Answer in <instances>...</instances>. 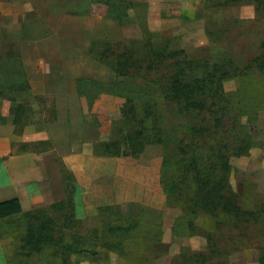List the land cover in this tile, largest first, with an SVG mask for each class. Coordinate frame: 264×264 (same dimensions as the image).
Segmentation results:
<instances>
[{"label": "rangeland", "instance_id": "rangeland-1", "mask_svg": "<svg viewBox=\"0 0 264 264\" xmlns=\"http://www.w3.org/2000/svg\"><path fill=\"white\" fill-rule=\"evenodd\" d=\"M25 1L30 6L35 3V0H0V127L3 138L7 137L3 143L19 155L50 150L48 141L36 138L56 123L58 103L62 119L60 128L54 127L53 133L67 138V148L73 143L77 146L75 153L64 158L53 155L66 188L65 198L61 201L67 198L66 191L71 189L72 202L66 200L56 209L50 205L37 209L41 208L44 216L57 226L66 227L68 236L87 239H92L96 232L102 237L109 226L120 221L143 219L141 227L133 233L134 238L123 242L122 256L107 252L93 240L86 242L90 253L72 256L71 262L183 264L179 256L186 249L203 252L208 257L211 252H216V258L228 264H258L260 250L264 248V215L256 222L230 227L218 226L215 218L200 214L196 219V235H174L172 224L179 211L173 205L163 207L161 195L152 199V194H147L150 195L149 202L130 204L133 201L131 193H138V188L148 187L157 180L162 169V148L150 146L136 159H108L102 151L94 153L96 144L117 140L126 130L124 124L115 122L123 102L120 97L131 96L138 102L144 90L136 86L139 83L136 78L115 77L87 48L91 38L102 28L107 33L106 39L111 36L138 39L142 33L138 25L115 32L112 22L99 21L101 15L98 12L86 20L65 11L51 13L44 6L41 9L26 7ZM135 1L146 6L143 10L136 9L134 16L145 12L148 29L157 33L160 39H169L172 47L183 49L191 58L221 62L232 58L239 65H245L258 54L259 44L264 40V11H257L249 2L221 7L214 5L217 0ZM22 52L32 72L29 75L23 69ZM48 66L50 70H46ZM77 80L80 83H76ZM229 84L253 87L262 93L264 77L252 75L240 78V81L234 79ZM42 87H45L43 92ZM158 103V115L165 130V153L169 159L178 149L177 136L187 125V119H180ZM249 108L243 122L254 146L248 156L231 158L230 183L244 209L258 210L264 203V103L255 100ZM249 116L255 119L249 122ZM133 163L146 167L148 172L134 167ZM146 175L151 179L147 186L143 183ZM134 197L138 201L141 199ZM152 220L161 224L159 241L155 240L157 229L143 225ZM25 226V221L20 222L13 234L20 229L19 235ZM1 227L5 249L19 247L18 235L11 232L14 226L3 223ZM207 235L211 236L210 241ZM24 262L46 264L36 253Z\"/></svg>", "mask_w": 264, "mask_h": 264}, {"label": "trees", "instance_id": "trees-1", "mask_svg": "<svg viewBox=\"0 0 264 264\" xmlns=\"http://www.w3.org/2000/svg\"><path fill=\"white\" fill-rule=\"evenodd\" d=\"M244 2L254 4L257 11H264V0H217L214 5L225 7ZM83 5L85 14L92 5L103 9L105 20L114 24L115 32L134 24L142 32L138 39H115L111 36L105 40H93L89 47V53L104 63L115 77L136 78L139 81L136 86L144 90L138 102L131 96L120 97L123 102L119 105V118L115 122L124 124L126 130L119 134L117 140L96 144L94 153L102 151L108 159H136L150 146L162 148L161 173L154 184L138 188V193H131L133 201L130 204L138 202L142 205L151 194L152 199L161 195L163 207L173 205L179 211L172 224V232L177 236L196 235V219L200 214L215 218L218 226L230 227L247 225L263 217L264 203L258 210H246L241 206L230 183V160L248 156L254 146L243 118L255 100L264 103V90L260 93L256 88H240L238 84L235 85L238 88L233 89L235 86L229 82L252 75L264 77V40L259 44L258 54L245 65H239L232 58H225L222 62L191 58L183 49L172 47L169 39H160L157 33L151 32L145 12L134 16L136 9H144V3L135 0H84ZM158 102L171 114L187 119V125L177 136L178 149L169 159L165 153V130L158 115ZM250 114L253 115L252 110ZM254 119V116H249L247 121ZM133 164L148 172L146 167ZM145 178L143 183L147 186L151 179L147 175ZM69 191H66L64 201L72 202L73 193L71 189ZM134 196L141 199L138 201ZM64 201L51 204L50 208L61 207ZM142 220L130 218L120 221L109 226L102 237L97 232L92 239L70 237L66 227L54 224L52 219L44 216L41 208L24 212L16 198L0 202V230L5 223L14 226L12 235H18L20 229L15 234L13 230H17L20 222H26V228L18 235L19 247L9 251L5 249L7 264H26L25 259L32 253L38 254L46 264H73L72 256L90 253L86 242L93 240L107 252L122 256L123 242L134 238L133 233L141 227ZM143 225L155 227V240L161 239L159 221H146ZM206 238L211 240L209 235ZM3 248H6L4 244ZM215 253L211 252V257H208L203 252L184 249L179 257L183 264H228L217 259ZM258 264H264V248L260 250Z\"/></svg>", "mask_w": 264, "mask_h": 264}, {"label": "crops", "instance_id": "crops-1", "mask_svg": "<svg viewBox=\"0 0 264 264\" xmlns=\"http://www.w3.org/2000/svg\"><path fill=\"white\" fill-rule=\"evenodd\" d=\"M83 2L84 0H35L32 6L26 1L25 5L32 8L35 6L37 9H41L44 6L47 11L51 13L56 11L55 13L57 14L65 11L66 14L78 15L77 17L86 20L92 14L98 12L101 15L99 16V21L103 22L106 16L105 12L99 7L92 5L88 13L85 14ZM106 37L105 28H102L98 35L91 38L90 42L93 40H105ZM89 47L90 45L87 48L88 52ZM21 55L24 61V52ZM48 67L46 70H50V67ZM23 69L28 75L31 72L25 61ZM37 71L40 73L45 72ZM28 84L33 89L30 80H28ZM41 85L44 86L45 83L42 81ZM43 91H45V87L41 88V92ZM57 105L58 103L56 104V123L49 125V128L44 127V131H42L41 135L38 134L39 137L36 138V140L48 141L51 145L50 150L39 153L15 154L12 152L10 145L3 143L7 137L4 136L5 138H3L0 127V202L16 198L20 201L22 210L26 212L60 202L65 198V187L53 155L56 154L64 158L67 154L75 153L77 146L73 143L72 147L69 145L70 148H67V138L53 133L54 127L60 128L62 119L61 108ZM10 120L12 124V118ZM0 264H7L2 241H0Z\"/></svg>", "mask_w": 264, "mask_h": 264}]
</instances>
